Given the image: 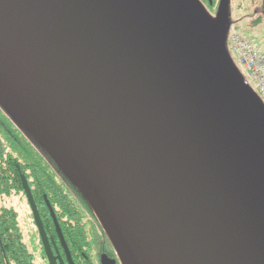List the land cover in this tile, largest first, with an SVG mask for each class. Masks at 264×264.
Segmentation results:
<instances>
[{
  "label": "water",
  "instance_id": "obj_1",
  "mask_svg": "<svg viewBox=\"0 0 264 264\" xmlns=\"http://www.w3.org/2000/svg\"><path fill=\"white\" fill-rule=\"evenodd\" d=\"M228 14L229 0L214 21L197 0H0V88L51 150L0 101L120 264L97 213L128 264H264V104L226 52Z\"/></svg>",
  "mask_w": 264,
  "mask_h": 264
},
{
  "label": "trees",
  "instance_id": "obj_2",
  "mask_svg": "<svg viewBox=\"0 0 264 264\" xmlns=\"http://www.w3.org/2000/svg\"><path fill=\"white\" fill-rule=\"evenodd\" d=\"M197 1L210 14L213 11L217 12L220 2V0ZM263 12L264 0L261 1L259 8H254L250 13V25L254 26L263 20ZM225 49L230 57L227 45ZM21 175L27 181L46 234L57 241L47 203L50 205L72 264H99L102 254L120 264L110 239L78 187L1 101L0 264H35L33 255L23 241L16 211L3 204L5 198L13 195L20 194L26 197ZM41 245L40 243L42 258L47 264Z\"/></svg>",
  "mask_w": 264,
  "mask_h": 264
},
{
  "label": "rangeland",
  "instance_id": "obj_3",
  "mask_svg": "<svg viewBox=\"0 0 264 264\" xmlns=\"http://www.w3.org/2000/svg\"><path fill=\"white\" fill-rule=\"evenodd\" d=\"M261 1L262 0H230L227 20L231 27L235 28L237 32L247 38L252 44L256 45L264 55V19L260 20L254 26L250 25V13L254 8L260 7ZM203 10L210 21L215 20V11L210 14L205 7H203ZM257 97L258 100L264 104L263 99L260 96ZM3 204L16 211L17 222L23 235V241L28 251L33 255L35 264H45L40 249V236L27 198L20 194L13 195L5 198Z\"/></svg>",
  "mask_w": 264,
  "mask_h": 264
},
{
  "label": "built area",
  "instance_id": "obj_4",
  "mask_svg": "<svg viewBox=\"0 0 264 264\" xmlns=\"http://www.w3.org/2000/svg\"><path fill=\"white\" fill-rule=\"evenodd\" d=\"M226 45L246 84L264 101V55L261 50L233 27L228 31Z\"/></svg>",
  "mask_w": 264,
  "mask_h": 264
},
{
  "label": "bare ground",
  "instance_id": "obj_5",
  "mask_svg": "<svg viewBox=\"0 0 264 264\" xmlns=\"http://www.w3.org/2000/svg\"><path fill=\"white\" fill-rule=\"evenodd\" d=\"M0 99L4 102L5 105H7L11 110H13L14 113L17 114V116L21 119V121L25 122L28 126H30V128L33 129L34 133L38 136V139L45 145V147L49 148V146L47 145L45 140L41 137V135L39 133H37V131L27 121V119L18 111V109L13 106V104L10 102L9 98L5 95V93L1 90V88H0ZM96 213H97V211H96ZM97 217H98L101 225L103 226L104 230L107 232V234L111 238V240H112V242L116 248L117 255H118L119 259L121 260L122 264H128L126 259L123 256V254L121 253L118 245L116 244L115 240L113 239L111 233L109 232L107 226L105 225L103 219L101 218V216L98 213H97Z\"/></svg>",
  "mask_w": 264,
  "mask_h": 264
},
{
  "label": "flooded vegetation",
  "instance_id": "obj_6",
  "mask_svg": "<svg viewBox=\"0 0 264 264\" xmlns=\"http://www.w3.org/2000/svg\"><path fill=\"white\" fill-rule=\"evenodd\" d=\"M46 233V232H45ZM46 236H47V238L49 239V240H53V242H54V247H51V250H52V253H53V255L54 256H56V255H58L59 257H60V259H61V261H62V263L63 264H69L68 262H67V260H66V257H65V253H64V249L62 248V246H61V244H60V242H59V240H58V237H57V241H55L54 239H53V237H49L47 234H46ZM66 245V244H65ZM42 246V245H41ZM43 249V248H42ZM68 250V249H67ZM44 251V250H43ZM45 254V253H44ZM70 255V254H69ZM101 256V255H100ZM71 259V258H70ZM47 260V259H46ZM47 264H48V262H47ZM57 264H59L58 263V261H57Z\"/></svg>",
  "mask_w": 264,
  "mask_h": 264
}]
</instances>
